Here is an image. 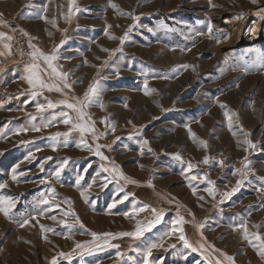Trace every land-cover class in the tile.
Wrapping results in <instances>:
<instances>
[{"label":"rangeland","instance_id":"1","mask_svg":"<svg viewBox=\"0 0 264 264\" xmlns=\"http://www.w3.org/2000/svg\"><path fill=\"white\" fill-rule=\"evenodd\" d=\"M69 6L70 0H0L8 42L0 63V183L7 185L0 195L14 201L9 216L0 212V264H145L152 244L158 247L147 264H208L184 246L181 228L194 246L212 245L233 264H264L253 236L264 239V0H72L71 12ZM18 29L44 53L58 50L55 63L71 89L37 90L22 78L32 59L18 63L10 51ZM90 86L98 94L84 111L95 132L82 133L62 122L61 112L75 113L60 102L83 100ZM49 102L57 106L47 108ZM225 111L236 114L231 129ZM97 145L107 160L95 154ZM208 180L214 196L205 191ZM178 217L185 222L174 227ZM245 222L247 239L239 227ZM138 227L139 236L116 235Z\"/></svg>","mask_w":264,"mask_h":264},{"label":"snow or ice","instance_id":"2","mask_svg":"<svg viewBox=\"0 0 264 264\" xmlns=\"http://www.w3.org/2000/svg\"><path fill=\"white\" fill-rule=\"evenodd\" d=\"M211 2V0H210ZM253 3H256V0H252ZM71 4H72V0H70V6H69V11L71 12ZM215 7V5H213ZM111 7L116 9L118 8L117 5L115 4H111ZM46 10V8H45ZM78 10V9H77ZM262 11H264V9H262ZM123 14V13H122ZM42 19L44 17H41ZM134 19H138L136 17H133ZM108 27H111L110 25ZM208 32L209 34L212 33V26L211 24L208 25ZM26 34V33H25ZM107 34V33H106ZM27 35V34H26ZM5 36L4 33L0 32V39H3ZM110 38H115V37H110ZM8 39H11V37H8ZM121 42H123V40L125 39V37H121ZM219 42V40H218ZM5 47H8V45H5ZM29 47L33 49V51L31 53H29V55L31 56L32 59V63L29 64L26 68L27 71V75L22 77L23 79H25L27 81V83L34 89L37 90H42V89H48L49 91L55 89L56 91H62L63 89H71L72 85L70 83L67 82V77H68V73H64L62 71L59 70V66L55 63V61L59 60V54H58V50L57 49H53L52 53L50 54H46L44 53L42 50H40L39 48H36L34 45L29 44ZM40 61H43V64L46 67H42ZM181 67L187 68L188 65H182ZM262 67H264V65H262ZM247 70V69H246ZM45 77H47V80L45 79ZM48 80H56V81H60L62 82V87L60 86L59 83H53L50 84L48 83ZM238 86V85H237ZM32 96H36L38 93L37 91H33ZM97 90L94 86H90L88 89V92L85 93L84 99L80 100V99H74V102H69L68 100H63L60 103L63 104L67 109L71 110V112L75 113V117H73L72 115H69L68 112H61L60 115L61 117H63V123L65 124H71L72 128L75 129H79L82 133L83 132H95L93 124L89 123L90 121V117H88V114L84 111V109L89 105V103L91 102L90 97L92 95H97ZM57 105L52 104L51 102L48 103L47 108H54ZM221 108H226V105L221 104L220 105ZM101 107H103V105L101 104ZM37 109L39 111H42L45 109V105L42 104H38L37 105ZM236 115L235 113H229L228 111H225V116L228 118L229 121V128L231 129L232 127V116ZM86 117H88V119H86ZM55 119V117L53 118ZM51 123V121L49 122ZM47 126V125H45ZM112 130L114 131L115 128L114 126H111ZM34 130H38V129H34ZM23 131V129H22ZM236 133L233 132V135H235ZM60 135H67V133L64 134H60L57 133L56 136H60ZM194 135V134H193ZM245 135L247 136L248 134L245 133ZM98 138V137H97ZM53 139H55V137H53ZM245 144H247L250 148H255L256 145L252 143L251 140L246 139L245 141H243ZM145 144L147 143V141L144 142ZM201 143H204L203 141H201ZM79 146V145H78ZM101 145H97L95 148V154L98 155L100 157L101 160H107L108 158L106 156L103 155V153L100 151ZM247 150V149H246ZM89 151H93V149H91L89 147ZM177 159H179L180 157L177 156ZM209 162V157L205 156L203 163L207 164ZM221 166L223 165V161H220ZM194 165H192L191 163L188 164V168L191 169L193 168ZM244 167L247 169L249 168V163H245ZM104 171H108V169H104ZM113 172H117L118 168L114 167L112 169ZM239 171V170H238ZM59 174H60V169H57L55 175L57 178H59ZM119 175L126 181L130 182V183H136V181L134 180H130L128 177L123 176V173H119ZM12 179L16 180L17 176L15 174V169H13V175H12ZM193 179H195V177H193ZM77 183H79V181H77ZM207 183L210 185V187L206 188L205 191H207L209 193V195H215L211 185L214 184L213 181L208 180ZM242 183V181L238 180L237 181V186L239 187V185ZM7 185L0 183V189L5 188ZM90 187V186H89ZM195 188H193V193L195 194ZM237 188H233L232 189V193L236 192ZM232 193H225V197H228L230 195H232ZM81 195L83 196L84 193L82 192ZM86 198V197H85ZM128 197L125 196L124 199H127ZM202 199V197H201ZM49 201L47 199L41 201V203L47 204ZM14 207V201L12 197H6L4 195H0V212H3V214L5 216H9L10 210L11 208ZM109 207H112L111 205ZM147 207V206H145ZM262 207H264V205H262ZM133 209L137 210V211H143L144 209H137L136 205H133ZM155 212V210H153ZM66 215H74V213L69 212L66 213ZM128 214L125 213V216H127ZM162 214L161 213H157L156 214V223L159 222L160 220V216ZM52 219H55V217H52ZM77 222H79V218L77 217ZM184 219L183 217H178V219L176 221H173V225L174 227L177 225H182L184 223ZM29 223L28 220L23 221V223H21V227H24L25 225H27ZM61 223H65V221H61ZM82 226V225H81ZM43 228V226H41ZM202 227V226H201ZM240 228L244 229V237L247 239L249 236V233L247 231V227H246V222L245 223H241L239 225ZM44 231H52V229H44ZM144 229L138 227L137 231L135 233H119L116 235H122V236H126V235H135V236H139L143 233ZM91 235L94 237V239L98 238V234L97 233H91ZM103 236L106 237H113L114 234L112 233H104L102 234ZM254 239L260 242L259 248H258V252L259 255L264 258V239H262L260 237L259 234H253ZM46 238V237H45ZM180 239L183 241V244L186 248H191L192 251H200L202 255H204L205 260L208 261V264H224L225 261L230 262V264H233L234 258L231 256H228L226 253L221 252L219 249H215L214 246L212 245H207V247L205 246L204 243H200L199 246H194L191 242H189V240L184 236L183 234V230L182 228L180 229ZM251 243V240L249 241ZM105 243H107V241H105ZM253 247H256V245H252ZM77 248H81L83 247L80 244L76 245ZM158 247V245L156 244H152L147 251L145 252V264H147V256L150 254L151 252V248H155ZM209 249H211V252H209ZM212 252H218L220 256H222L224 259L221 260L219 257L213 256L211 253ZM59 255L61 257H64L65 259L70 258V256L72 255L71 253H59ZM117 255L119 256L120 254L117 253ZM51 264H57L56 258H53V260L51 261Z\"/></svg>","mask_w":264,"mask_h":264},{"label":"built area","instance_id":"3","mask_svg":"<svg viewBox=\"0 0 264 264\" xmlns=\"http://www.w3.org/2000/svg\"><path fill=\"white\" fill-rule=\"evenodd\" d=\"M29 44L24 31L21 29H18L16 33L12 35L10 51L16 56L15 58L18 63H24L29 59V53L33 51V49L29 47Z\"/></svg>","mask_w":264,"mask_h":264},{"label":"crops","instance_id":"4","mask_svg":"<svg viewBox=\"0 0 264 264\" xmlns=\"http://www.w3.org/2000/svg\"><path fill=\"white\" fill-rule=\"evenodd\" d=\"M5 45H8L7 38L6 39H4V38L0 39V63H5L6 62L5 58H7V55H8V47H5ZM16 66H19V65H16ZM16 66H14V67L16 68ZM4 69H6V68H3L2 70H4ZM0 77H1V75H0Z\"/></svg>","mask_w":264,"mask_h":264},{"label":"bare ground","instance_id":"5","mask_svg":"<svg viewBox=\"0 0 264 264\" xmlns=\"http://www.w3.org/2000/svg\"><path fill=\"white\" fill-rule=\"evenodd\" d=\"M253 38H254V37H253ZM253 38L251 37L250 40H252Z\"/></svg>","mask_w":264,"mask_h":264}]
</instances>
